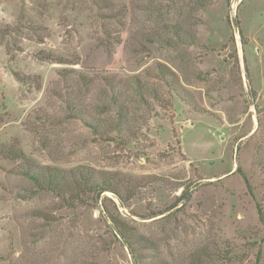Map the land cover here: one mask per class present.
Listing matches in <instances>:
<instances>
[{
  "label": "rangeland",
  "instance_id": "374dc122",
  "mask_svg": "<svg viewBox=\"0 0 264 264\" xmlns=\"http://www.w3.org/2000/svg\"><path fill=\"white\" fill-rule=\"evenodd\" d=\"M6 28L0 264H264V0H0Z\"/></svg>",
  "mask_w": 264,
  "mask_h": 264
},
{
  "label": "trees",
  "instance_id": "16d2710c",
  "mask_svg": "<svg viewBox=\"0 0 264 264\" xmlns=\"http://www.w3.org/2000/svg\"><path fill=\"white\" fill-rule=\"evenodd\" d=\"M0 32H7V28ZM115 100L117 99L114 98L112 101L115 102ZM121 112L122 108H118V113ZM23 175L33 181L40 191L50 192L65 203L78 201L81 195H90V200L96 201L104 193H110L116 199H119L112 186L114 183L112 184L111 180L98 179L94 171L84 166L66 171L49 167H34L26 164ZM119 233L124 236L121 231ZM126 246L132 251L133 244L126 241Z\"/></svg>",
  "mask_w": 264,
  "mask_h": 264
}]
</instances>
